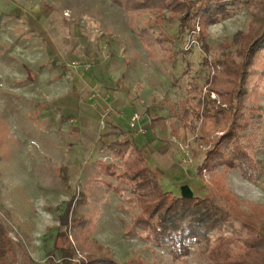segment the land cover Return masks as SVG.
<instances>
[{
  "label": "rangeland",
  "instance_id": "obj_1",
  "mask_svg": "<svg viewBox=\"0 0 264 264\" xmlns=\"http://www.w3.org/2000/svg\"><path fill=\"white\" fill-rule=\"evenodd\" d=\"M256 12L242 4L233 18L211 27L206 53L195 35L180 40L178 22L157 11L130 15L110 0H0V216L9 237L29 253L32 262L24 264H47L58 229L72 244L73 262L96 254L91 241L81 243V226H60L68 205L69 220L86 219L93 238L116 260L183 264L142 230L125 235L140 209L128 200L126 184L106 175V165H122L108 145L129 139L143 149L153 136L143 152L163 188L180 195V187L190 185L197 196L211 197L224 171L214 175L201 165L232 121L229 97L214 91L220 82L227 87L222 80L236 57L235 36L254 25ZM142 29L157 41L147 47L137 35ZM256 70L246 104L261 114V172L249 181L232 170L225 184L245 213L260 216L264 73ZM136 113L145 134L132 126ZM207 246L192 244L184 259L206 264Z\"/></svg>",
  "mask_w": 264,
  "mask_h": 264
},
{
  "label": "trees",
  "instance_id": "obj_2",
  "mask_svg": "<svg viewBox=\"0 0 264 264\" xmlns=\"http://www.w3.org/2000/svg\"><path fill=\"white\" fill-rule=\"evenodd\" d=\"M110 1L130 15L157 11L165 21L178 22V38L182 40L188 35H195L201 40L206 53L210 49L211 27L233 18L242 4L257 10L254 25L247 32H238L235 36L236 57L230 58L225 79L222 80L228 83L227 87L220 82L214 91L228 96L232 109L228 130L222 133L201 165V170L207 169L214 175H218L219 169L224 171L214 180L215 193H211V197H200L190 185L181 186L180 195L166 191L143 150L129 139L108 145L112 159L122 165L120 170L106 165V175L124 182L130 194L128 200L140 209L133 222L129 226L127 224V237L142 230L146 233V240L156 247H170L172 253L183 258V264H190L184 258L190 255L191 245L202 243L208 245L206 264H264V211L260 210V216L258 211L250 215L245 213L240 208L241 202L225 184L226 175L232 170H240L249 181L257 180L261 172L256 160L258 131L261 129L257 116L261 114L254 112L255 108L249 107L246 99L256 89H250L248 84L253 69L264 73V0ZM137 35L146 46L157 41L155 33L150 30L142 29ZM204 64L208 65L207 59ZM258 65L262 67L257 68ZM112 188L115 191L118 189L117 186ZM70 207L68 205L61 217L60 226H81V243L91 241L96 245V254L85 261L73 262L72 244L66 233L58 229L47 264H158L138 257H130L124 262L116 260L109 249L103 248L93 238L86 219L73 217L69 220ZM24 262H32L28 251L23 244H17L9 237V230L0 216V264Z\"/></svg>",
  "mask_w": 264,
  "mask_h": 264
},
{
  "label": "built area",
  "instance_id": "obj_3",
  "mask_svg": "<svg viewBox=\"0 0 264 264\" xmlns=\"http://www.w3.org/2000/svg\"><path fill=\"white\" fill-rule=\"evenodd\" d=\"M132 126L136 129L137 132L141 133V134H145L146 133V128L143 124H141L142 121V117L140 116L139 113H136L134 115V117L132 118Z\"/></svg>",
  "mask_w": 264,
  "mask_h": 264
},
{
  "label": "crops",
  "instance_id": "obj_4",
  "mask_svg": "<svg viewBox=\"0 0 264 264\" xmlns=\"http://www.w3.org/2000/svg\"><path fill=\"white\" fill-rule=\"evenodd\" d=\"M106 98L107 99H111V101H113L114 100V97H113V95L110 93H106ZM107 104V103H106ZM107 107V106H106ZM150 135V133L148 134H146V136L148 137ZM125 140H127V139H125ZM124 140V141H125ZM113 142H115V140L113 141ZM113 142H111V143H113ZM155 142V138L153 137V136H151V139H150V141H149V143L148 144H146L145 145V147L142 149L144 152H146V149H148V147H150L153 143ZM110 143V144H111Z\"/></svg>",
  "mask_w": 264,
  "mask_h": 264
}]
</instances>
